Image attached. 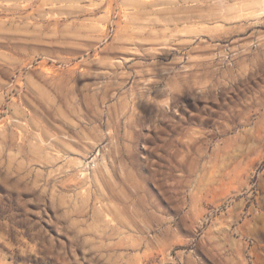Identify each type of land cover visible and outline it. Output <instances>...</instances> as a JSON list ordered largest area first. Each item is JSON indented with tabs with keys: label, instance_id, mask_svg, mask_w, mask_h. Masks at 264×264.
<instances>
[{
	"label": "rangeland",
	"instance_id": "obj_1",
	"mask_svg": "<svg viewBox=\"0 0 264 264\" xmlns=\"http://www.w3.org/2000/svg\"><path fill=\"white\" fill-rule=\"evenodd\" d=\"M0 264H264V0H0Z\"/></svg>",
	"mask_w": 264,
	"mask_h": 264
}]
</instances>
